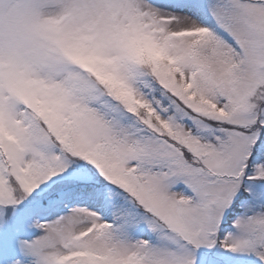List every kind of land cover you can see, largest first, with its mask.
<instances>
[{"label":"snow or ice","instance_id":"6c2138e0","mask_svg":"<svg viewBox=\"0 0 264 264\" xmlns=\"http://www.w3.org/2000/svg\"><path fill=\"white\" fill-rule=\"evenodd\" d=\"M0 264H264V0H0Z\"/></svg>","mask_w":264,"mask_h":264},{"label":"rangeland","instance_id":"374dc122","mask_svg":"<svg viewBox=\"0 0 264 264\" xmlns=\"http://www.w3.org/2000/svg\"><path fill=\"white\" fill-rule=\"evenodd\" d=\"M160 2L162 4L167 5L170 2V0H160ZM22 235L25 236V237H30V236H33V235H38V232H36L35 230H26V231H24L22 233Z\"/></svg>","mask_w":264,"mask_h":264}]
</instances>
